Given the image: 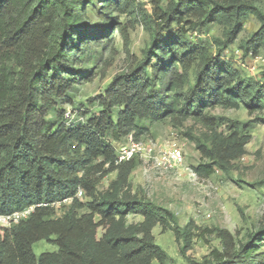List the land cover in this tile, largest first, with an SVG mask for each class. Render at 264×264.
I'll use <instances>...</instances> for the list:
<instances>
[{
	"label": "trees",
	"instance_id": "1",
	"mask_svg": "<svg viewBox=\"0 0 264 264\" xmlns=\"http://www.w3.org/2000/svg\"><path fill=\"white\" fill-rule=\"evenodd\" d=\"M85 1L0 0V213L46 203L36 206L19 223L0 227V264L163 263L167 255L152 233L156 225L173 229L177 239H182L185 253L191 242V225H171L174 216L170 210L131 192L128 177L134 159L116 163L112 143L135 133L137 119L172 112L162 94L147 90L142 76L158 49L173 52L185 73L195 63L193 88L182 93V112L211 131L208 141L198 144L201 156L211 160V164L197 166L201 175L212 173L214 166L228 173L232 162L246 153L250 139L245 124L225 136L218 135L214 131L218 122L203 114L201 107L221 103L224 98L231 104L241 102L250 110L262 105L255 85L240 79L207 45L190 44L184 33L173 38L167 49L163 45V30L170 28L172 21L179 22L185 6L193 7L198 20H216L226 26L223 46L239 30L245 12L256 14L261 26L245 44H258L264 38V14L255 0H215L211 9L195 0H171L167 9L155 2L159 11L155 9L153 17L158 28L152 30L145 60L138 71L115 76L97 95L98 111L83 121H49L50 98L63 96L71 86V79L64 75L71 72L69 57L82 50L85 40L106 30L85 19ZM119 31L127 39L126 30L119 27ZM164 58L158 56L157 62L163 64ZM173 70L172 66L167 76ZM115 105L123 107L113 117ZM113 171L116 177L105 191L98 192V182ZM79 187L88 201L74 196ZM69 197L70 206L56 217L51 203ZM81 208L86 211L79 213ZM131 213L142 215V220L127 223L126 216ZM214 231L221 249L213 248L202 261L188 257L189 264H264V251L260 250L264 227L245 243L227 229ZM40 240L53 242L57 250L37 256L33 245Z\"/></svg>",
	"mask_w": 264,
	"mask_h": 264
},
{
	"label": "rangeland",
	"instance_id": "2",
	"mask_svg": "<svg viewBox=\"0 0 264 264\" xmlns=\"http://www.w3.org/2000/svg\"><path fill=\"white\" fill-rule=\"evenodd\" d=\"M170 1L135 0L131 3L127 0H86L83 5L85 19L91 26L103 25L106 30L85 40L82 50L76 56L69 57L71 72L64 75L71 79V86L63 96L50 98L51 107L46 119L52 122L58 119L83 121L98 111L97 95L104 92L115 76L138 71L145 60L144 51L151 43L152 30L158 28V21L153 17L154 10L159 11L155 2L161 9H167ZM195 1L208 9L215 2ZM255 5L264 14V0H255ZM179 17V22L172 21L170 28L163 30L166 49L179 33H184L190 44L207 45L209 52L213 56L218 55L240 79L255 85L260 92L262 105L250 110L241 102L231 104L224 98L221 103L201 107L203 114L214 117L218 122L214 129L218 135L225 136L235 126L244 124L248 126L250 134L249 142L245 145L246 153L232 162L228 173L214 166L212 173L201 175L196 171L197 166L211 164V160L201 156L198 144L207 142L211 131L193 116L182 112V93L193 88L195 63L185 73L173 52L158 49L156 56H152L143 71L144 83L151 94L163 95L166 103L171 104L172 112L137 119L136 132L129 134L135 141L152 142L158 149L170 143L180 146L183 164L178 169L161 172L136 155L133 158L135 166L128 177L129 188L137 196L146 197L170 210L174 216L171 225L183 228L189 224L192 228L191 242L183 254L182 239H177L173 229H162L156 225L152 233L167 257L163 263L154 260L153 264H189L188 257L202 261L213 248L222 247L214 231L216 228L227 229L237 241L245 243L264 227V38L258 44H245L261 26V21L256 14L245 12L239 21V30L223 46L224 24L216 20H198L192 6H185ZM119 27L126 30L127 39ZM169 39L172 41L168 42ZM163 55L165 62L158 63V56ZM172 66L174 70L167 76ZM166 82L170 84L166 85ZM122 107L113 106V117ZM129 134L112 141L116 153L128 142ZM188 169L196 173L195 179L188 174ZM115 177L116 171L105 175L98 182L97 191H105ZM88 200L85 197L81 199L83 202ZM70 204L68 198L56 201L52 205L54 215H62ZM85 211L86 208L78 210L79 213ZM141 220L140 214L126 216L127 223ZM57 248L47 240L33 245L37 256ZM260 250L264 251V246Z\"/></svg>",
	"mask_w": 264,
	"mask_h": 264
},
{
	"label": "built area",
	"instance_id": "3",
	"mask_svg": "<svg viewBox=\"0 0 264 264\" xmlns=\"http://www.w3.org/2000/svg\"><path fill=\"white\" fill-rule=\"evenodd\" d=\"M128 138V142L122 145L118 153H116V163L129 161L134 158V156L138 155L144 162L150 163L153 168L161 172L178 169L183 164L182 149L174 143H170L165 148L158 149L152 142L142 143L135 141L131 134L128 135ZM188 174L192 179L196 178V173L191 169H188ZM74 196L82 199L85 197L84 190L79 187ZM68 199L71 200L72 198L69 197ZM54 203L55 202H52L51 206ZM38 205H46V203L30 204L19 210H14L9 213H0V227H10L28 218Z\"/></svg>",
	"mask_w": 264,
	"mask_h": 264
}]
</instances>
